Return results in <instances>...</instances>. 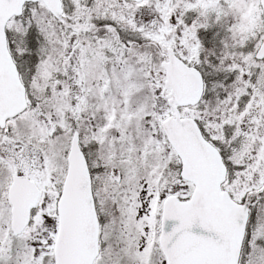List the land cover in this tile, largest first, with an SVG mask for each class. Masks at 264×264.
Wrapping results in <instances>:
<instances>
[{"label": "snow or ice", "instance_id": "1", "mask_svg": "<svg viewBox=\"0 0 264 264\" xmlns=\"http://www.w3.org/2000/svg\"><path fill=\"white\" fill-rule=\"evenodd\" d=\"M0 264H264V0H0Z\"/></svg>", "mask_w": 264, "mask_h": 264}]
</instances>
